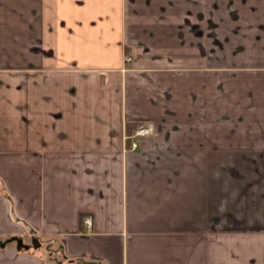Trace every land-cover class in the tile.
I'll return each instance as SVG.
<instances>
[{"label": "crops", "instance_id": "obj_1", "mask_svg": "<svg viewBox=\"0 0 264 264\" xmlns=\"http://www.w3.org/2000/svg\"><path fill=\"white\" fill-rule=\"evenodd\" d=\"M0 264H264V0H0Z\"/></svg>", "mask_w": 264, "mask_h": 264}, {"label": "built area", "instance_id": "obj_2", "mask_svg": "<svg viewBox=\"0 0 264 264\" xmlns=\"http://www.w3.org/2000/svg\"><path fill=\"white\" fill-rule=\"evenodd\" d=\"M152 126L151 124L145 125V126H139L134 133L130 136L131 139H133L135 136H143L146 134H149L152 132ZM131 148L136 147V142L135 141H131ZM84 223L86 226H90L91 225V219L90 218H85L84 219Z\"/></svg>", "mask_w": 264, "mask_h": 264}]
</instances>
